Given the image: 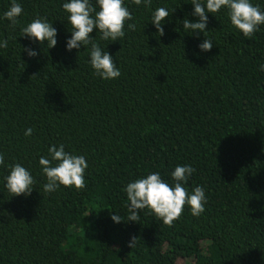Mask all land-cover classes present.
Returning <instances> with one entry per match:
<instances>
[{
    "label": "trees",
    "instance_id": "trees-1",
    "mask_svg": "<svg viewBox=\"0 0 264 264\" xmlns=\"http://www.w3.org/2000/svg\"><path fill=\"white\" fill-rule=\"evenodd\" d=\"M12 2L0 0V264H264V25L245 37L222 7L206 13V37L183 27L199 19L191 0H124L133 17L124 37L90 33L121 72L105 80L90 46L66 49L70 0H15V26L4 18ZM250 2L264 11V0ZM158 7L170 13L162 36ZM36 18L57 30L54 47L22 35ZM61 144L85 157L86 186L45 192L39 159ZM16 163L34 177L30 195L5 186ZM178 165L195 169L181 183L204 188V212L185 205L171 227L148 209L128 220L124 187L152 172L174 186Z\"/></svg>",
    "mask_w": 264,
    "mask_h": 264
},
{
    "label": "clouds",
    "instance_id": "clouds-1",
    "mask_svg": "<svg viewBox=\"0 0 264 264\" xmlns=\"http://www.w3.org/2000/svg\"><path fill=\"white\" fill-rule=\"evenodd\" d=\"M136 5H140L142 0H132ZM146 7L151 6V0H143ZM194 5L193 15L199 17L196 22L188 19L183 21V27L190 32L206 33L208 21L207 12L216 13L222 7L228 9L231 24L238 29L245 37H252L258 30V26L264 25V11L258 5H253L250 0H191ZM99 10H96L90 0H70L62 5L69 14L68 23L71 25V37L67 39L66 49H80L81 45L90 46L89 63L94 70V74L101 78L115 79L121 75L120 69L113 61V57L101 49L90 33L96 29L100 33V39L105 41H115L124 37V26L126 21L133 19L131 12L124 5V0H96ZM22 6L13 0L11 6L4 12V18L8 19L13 26L21 15ZM94 13V15H93ZM169 11L164 7H158L152 13V23L155 25L159 35H164V28L161 26ZM130 30H135L136 24H128ZM22 35L34 39L43 44L47 41L49 48L57 44V30L45 18H36L21 29ZM206 36V35H205ZM207 37V36H206ZM213 41L205 39L198 47L203 51H210ZM0 47H7V40L0 42ZM30 57L38 55L37 51L25 48ZM264 70V66H261ZM32 128L25 131V135H31ZM51 159L41 156L39 164L47 182L43 185L45 192L55 191L63 185L65 187H75L77 190L83 189L85 185V170L88 167L87 161L82 155H74L65 151L61 144L58 148L53 145L48 149ZM55 162V164H53ZM4 164V155L0 153V165ZM10 173L4 178L6 188L15 196L21 194L30 195L33 189L34 177L20 163L9 165ZM195 172L191 165H178L171 176L176 181L174 186H170L162 178L159 172H152L146 177L138 178L129 182L123 191L127 194L128 220L139 221V210L148 209L156 218L165 225L171 227L173 222L182 215L184 206H190L193 216H199L205 210L207 197L204 188L197 186L191 193L182 186L181 182H187L188 178ZM113 221L120 222V215H112ZM136 237L129 243L132 248L135 246Z\"/></svg>",
    "mask_w": 264,
    "mask_h": 264
}]
</instances>
